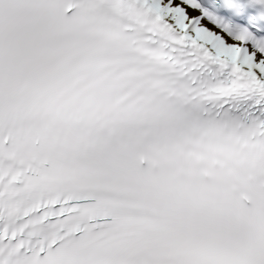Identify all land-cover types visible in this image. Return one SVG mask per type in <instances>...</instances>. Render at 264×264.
Listing matches in <instances>:
<instances>
[{
  "label": "snow or ice",
  "instance_id": "snow-or-ice-1",
  "mask_svg": "<svg viewBox=\"0 0 264 264\" xmlns=\"http://www.w3.org/2000/svg\"><path fill=\"white\" fill-rule=\"evenodd\" d=\"M0 264H264V0H0Z\"/></svg>",
  "mask_w": 264,
  "mask_h": 264
}]
</instances>
